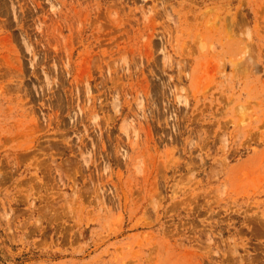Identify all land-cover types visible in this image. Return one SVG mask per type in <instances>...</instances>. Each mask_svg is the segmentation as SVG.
I'll use <instances>...</instances> for the list:
<instances>
[{"label":"rangeland","instance_id":"rangeland-1","mask_svg":"<svg viewBox=\"0 0 264 264\" xmlns=\"http://www.w3.org/2000/svg\"><path fill=\"white\" fill-rule=\"evenodd\" d=\"M0 264H264V0H0Z\"/></svg>","mask_w":264,"mask_h":264}]
</instances>
